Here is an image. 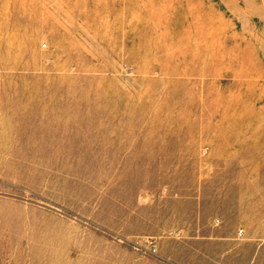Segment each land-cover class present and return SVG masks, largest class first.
<instances>
[{"label":"rangeland","instance_id":"obj_1","mask_svg":"<svg viewBox=\"0 0 264 264\" xmlns=\"http://www.w3.org/2000/svg\"><path fill=\"white\" fill-rule=\"evenodd\" d=\"M0 264H264V0H0Z\"/></svg>","mask_w":264,"mask_h":264}]
</instances>
